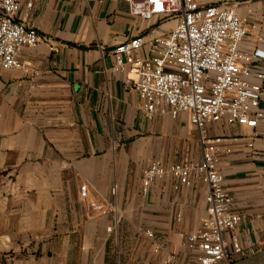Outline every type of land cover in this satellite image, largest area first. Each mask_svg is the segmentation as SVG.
<instances>
[{
  "label": "crops",
  "instance_id": "crops-1",
  "mask_svg": "<svg viewBox=\"0 0 264 264\" xmlns=\"http://www.w3.org/2000/svg\"><path fill=\"white\" fill-rule=\"evenodd\" d=\"M200 1L238 5L243 49L264 52V0ZM29 25L44 41L21 50L30 73L0 67V264H162L172 255L171 264H195L186 239L206 216L207 184L175 190L165 177L144 194L142 183L153 161L201 160V137L219 140L218 167L242 217L244 255L229 246L217 264H264V96L256 129L222 122L200 131L189 112L148 118L112 51L169 34L174 17L134 16L125 0H38Z\"/></svg>",
  "mask_w": 264,
  "mask_h": 264
},
{
  "label": "built area",
  "instance_id": "built-area-1",
  "mask_svg": "<svg viewBox=\"0 0 264 264\" xmlns=\"http://www.w3.org/2000/svg\"><path fill=\"white\" fill-rule=\"evenodd\" d=\"M37 1L26 0L23 7L21 0H0V67L4 70L23 69L25 74L30 73L19 55L24 47L35 48L44 42L36 27L29 25ZM125 1L134 16H171L177 21L167 35L149 41L137 36L112 51L114 70L135 77L134 85L148 118L158 114L177 118L179 113L189 112L192 124L200 131L208 124L222 122L258 127L263 117L260 102L264 96V52L243 49L248 26L238 5H202L200 0ZM145 47L147 54L141 55ZM218 142L201 137V160H186L169 167L153 161L144 169V194L156 180L165 177L175 180V190L190 187L196 180L207 184L206 216L200 229L186 239L189 249L199 251L195 264L226 260L229 246L234 253L244 255L235 233L242 217L233 210V197L218 167ZM82 194H87L84 187ZM91 206L103 213L112 207ZM147 233L154 237L153 232ZM174 260L172 255L162 264Z\"/></svg>",
  "mask_w": 264,
  "mask_h": 264
}]
</instances>
